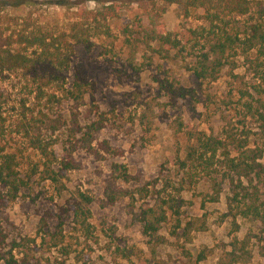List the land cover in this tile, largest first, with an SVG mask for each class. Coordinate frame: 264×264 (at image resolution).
<instances>
[{"label": "rangeland", "instance_id": "obj_1", "mask_svg": "<svg viewBox=\"0 0 264 264\" xmlns=\"http://www.w3.org/2000/svg\"><path fill=\"white\" fill-rule=\"evenodd\" d=\"M150 1L0 0V29L6 33L28 29L34 34L57 35L69 31L81 9L95 11L104 5L118 6V17L108 19L104 25L108 30L104 28L99 35L92 32L90 43L74 45L66 87L72 84L79 64L84 66L89 83L87 96L79 104L60 94H56L58 102L37 101L32 84L21 72L0 76V122L4 125L0 145L6 150L22 151L28 158L24 169L19 170L27 172L31 170L28 165L40 163L39 156L27 148V134L18 126L24 112L34 131L54 141L58 156L66 154L64 149L68 152L79 146L72 156L80 164L62 179L64 191L58 192L61 184L41 181L37 176L28 188L20 190L16 200L0 205V231L8 235L9 242L19 238L34 240L26 251L38 264H126L122 258L126 249H142L149 255L141 225L133 215L141 203L140 190L147 188L150 203L166 197L182 199V228L189 221L195 223L188 243L184 237L177 241L172 235V220L161 230L163 242L157 247V257L166 264H223L224 253L230 250L234 238L248 239L251 258L247 264H264V224L227 216L228 196L234 193L237 180L234 178L233 185L224 177L222 158L210 168L216 176L215 185L209 178H202L197 185L194 181L189 184L180 165L192 142L186 133L189 131L195 137L204 133L226 138L229 133L264 151V68L254 70L244 56L231 53L228 60L234 64L227 63L215 81L199 80L187 67L191 58L185 62L181 58L164 61L142 44L130 45L132 38L128 44L123 29L134 31L136 25L149 26L145 9L151 8ZM251 1L253 9L249 15L226 17L212 26L203 18L202 10L185 18L177 5L168 6L160 21L166 32L179 35L182 42L183 34L187 39L191 37L186 49L195 45L196 51L183 52L188 57L190 53L206 51L204 46L222 37L225 31L232 39L239 35L241 40L253 25L262 26L263 31L264 20L255 7L262 0ZM162 5L158 1V7ZM89 22L83 17L80 24L84 29ZM105 31L110 36L102 34ZM254 56V51L248 55ZM245 103L253 104L251 112ZM30 110L34 111L33 118ZM225 116L232 117V121L225 122ZM74 117L82 128L97 121L105 124L94 135V153L82 148L80 136L73 135L74 129H79L73 124ZM51 125L55 129H48ZM116 163L127 168L129 182L118 180L112 185V165ZM261 163L264 167V153ZM110 186L126 191L128 196L108 205L106 193ZM79 193L93 200L88 207V231L82 225L83 218L66 212L78 203ZM130 194L136 195L133 201ZM233 204L237 207L236 202ZM202 220L205 230L200 229ZM182 233V229L178 230L179 235ZM178 243L184 244L192 256L184 257ZM8 249L9 244L1 248L0 256ZM203 250L208 253L207 258L198 262L197 256Z\"/></svg>", "mask_w": 264, "mask_h": 264}, {"label": "trees", "instance_id": "obj_2", "mask_svg": "<svg viewBox=\"0 0 264 264\" xmlns=\"http://www.w3.org/2000/svg\"><path fill=\"white\" fill-rule=\"evenodd\" d=\"M158 1L163 4L161 7H158ZM150 4L151 8L146 7L145 9L149 26L136 25L134 31L129 27L123 29L122 35L128 44L134 39L130 45L142 44L152 54H156L164 61L175 62L181 58L180 60L185 62L186 58H191L187 67L199 80L215 81L219 71L227 63L234 64V61L228 60L231 53H233L232 56H244L254 70L264 68V30L262 31V26L253 25L243 40L239 39V35L232 39V35L225 31L222 37L204 46L203 49L206 51L197 55L190 53L187 55L188 57H185L183 52L196 51L195 45L186 49L185 44L190 42L191 37L187 39L183 34L182 39L185 42H182L179 35L166 32L160 21L168 6L177 5L180 8V15L185 18H188L193 11L202 10L203 18L212 26L215 22H221L226 17L249 15L253 9L251 0H151ZM255 7L258 9L261 19L264 20V0L257 1ZM76 15L79 19L73 23L69 31H63L57 35L48 32L34 34L28 32V29L6 33L0 29V76L21 72L32 84L37 101L47 99L49 104L58 102L56 94H60L63 99L76 104L82 102L87 96V87H89V83L86 82V71L82 64L75 67L73 82L68 88L66 87L68 86V73L72 63L74 45L90 43L92 32L99 35L104 28L108 30V27L104 25L108 19L118 17V6L115 4L104 5L95 11L81 9ZM83 17L87 22L91 21L85 23L84 29L83 24H80ZM102 34L110 36L108 31ZM252 51L255 52L254 58L248 57ZM262 78L264 82V75ZM255 93L259 95L261 91H255ZM244 94L241 96L243 97ZM244 105L248 112L252 111L253 104L245 103ZM33 115L34 111L30 110L31 118ZM252 116H254L253 113ZM261 117L264 118L262 115ZM38 120L44 122L43 119L38 118ZM223 120L230 123L232 117L225 116ZM73 122L74 126H78L76 117ZM18 126L27 134L29 138L27 148L39 156L40 163L31 167L28 165L27 169L31 170L22 173L19 169H24L25 161L27 162L28 158L22 151L6 150L4 146L0 145V205L3 206L16 200L20 190L28 188L31 181L37 176L41 181L61 184L58 192H62L65 190L62 179L66 173L69 170L80 168V164L72 156L79 146H75L68 152L64 149L66 154L60 157L53 149L54 141L47 140L41 132L34 131L27 113H22ZM78 127L79 129H74L73 135L80 136L81 141L84 142L82 148H88V152L94 153L91 147L94 135L102 130L105 124L102 121H97L84 128ZM179 127L182 126L179 125ZM48 129L55 128L52 126ZM3 130L4 125L0 122V133ZM186 133L192 142L187 147L185 159L180 162V165L184 168L182 169L184 178L189 181V184L193 185L191 182L194 181L197 185L202 178H209L214 182V185L217 184L216 176L213 177V169L210 168L215 164L214 161L221 157V164L226 172L224 177L230 179L233 185L235 184L234 178L237 180L232 189L234 193L232 196H228L229 212L227 216L233 217L234 220L237 217L250 218L264 224V194L261 193V190L264 189V167L261 163L263 149L256 146L255 143L251 145L247 140L235 139L229 133L226 138L207 136L204 133L195 137L192 131ZM86 144L87 146H85ZM105 150L109 152L108 146ZM98 158L102 160L103 157L99 156ZM112 175L114 176L112 185L116 184L118 180L126 183L130 181L129 172L122 164L112 165ZM140 192L138 196L141 203L137 207L138 212L133 215L136 222L141 225V233L146 240L149 255L142 249L135 251L130 248L122 251V258L126 264H166L157 257V247L163 242L160 235L161 230L172 220L174 221L172 235L176 237L177 241L184 237L185 242L188 243L195 223L189 221L182 228L181 210L184 206L182 199L166 197L150 203L147 200L148 189L143 188ZM106 196L108 205H113L117 200L128 195L126 191H116L110 186ZM135 196V194H130L129 198L133 201ZM78 197V203L71 205L66 212H73L76 217L83 218L82 225L88 231L90 229V225L86 222L90 216L88 207L93 200L90 196L82 193H79ZM233 202H236L237 207H234ZM234 224L236 225L235 222ZM205 228V220H202L200 229L205 230ZM181 229L183 233L179 235L178 230ZM8 239V235L0 231V249L9 244L7 253L0 256V262L3 261L4 264H38L30 259L31 256L26 251L32 243H35L34 240L19 238L9 242ZM247 243L248 239L234 238L229 244L230 250L224 253L223 264H247L251 258ZM178 248L184 257L192 256L184 244L178 243ZM205 252L206 250H203L198 254V262L207 258L208 253ZM17 255L21 257L16 258Z\"/></svg>", "mask_w": 264, "mask_h": 264}]
</instances>
